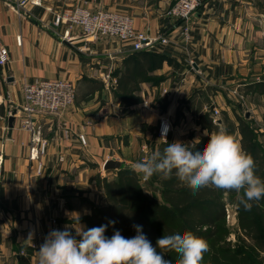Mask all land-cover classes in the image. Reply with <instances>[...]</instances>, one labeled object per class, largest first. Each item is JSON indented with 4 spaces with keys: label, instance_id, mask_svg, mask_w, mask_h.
<instances>
[{
    "label": "crops",
    "instance_id": "crops-1",
    "mask_svg": "<svg viewBox=\"0 0 264 264\" xmlns=\"http://www.w3.org/2000/svg\"><path fill=\"white\" fill-rule=\"evenodd\" d=\"M176 1L40 0L38 6L22 10L13 0H0V40L9 51L8 63L0 68V264H16L18 253L35 238L33 230L45 236L50 220L55 230L67 225L73 235L81 227L87 230L84 218L105 204L93 178L113 174L102 170L107 160L130 167L163 153L172 142L188 148L207 135L196 123L202 114L219 113L217 107L227 113L221 106L226 93L216 90L220 84L245 87L264 75V0H200L189 19L188 51L179 49L177 31L168 32V45L147 50L165 59L148 73L155 82L139 87V96L150 105L131 106L127 116L120 115L115 89L107 88L103 78L108 72L116 77L133 53L131 47L109 39H82L76 27L67 42L65 27L52 24L54 14L84 7L127 15L135 30L154 39L169 27L165 14ZM41 80H65L78 92L75 104L60 115L34 118L39 143L31 144L18 108L23 104L22 84ZM163 89H168L164 96ZM12 110L17 111L9 127ZM163 119L171 124L166 140L158 135ZM258 121L263 132L261 117ZM64 130L71 132L69 138ZM78 135L85 137V146ZM125 135L126 140L121 138ZM43 142V154L31 160V148L40 150ZM38 162L43 166L39 175Z\"/></svg>",
    "mask_w": 264,
    "mask_h": 264
},
{
    "label": "trees",
    "instance_id": "trees-1",
    "mask_svg": "<svg viewBox=\"0 0 264 264\" xmlns=\"http://www.w3.org/2000/svg\"><path fill=\"white\" fill-rule=\"evenodd\" d=\"M161 55L148 51L133 52L124 59L121 70L116 73L117 84L114 96L123 110L141 103L137 95L139 87L151 80L148 73L159 68L164 61ZM245 94L258 95L264 98V80L245 86ZM234 120L222 113L219 124L214 121L212 110L202 114L197 125L207 135L188 147L190 150H202L210 135L221 128L232 134L242 148L250 154L255 162V174L264 180V143L259 140L258 129L251 123L233 113ZM264 127V113L261 116ZM222 127H221V126ZM114 178L96 175L95 185L103 193L105 204L95 208L90 216L84 218L86 229L109 224L105 235L111 237L119 230L126 238L136 235L133 225H142L143 233L152 242L161 236L191 231L205 239L209 250L204 254L202 264H259L258 258L264 253V198L251 201L250 210H245L240 198L243 191L223 190L208 186L193 193L185 183L181 182L173 172L171 178L153 175L150 183L160 187V200L150 197L143 191L141 177L131 168L114 171ZM235 209L236 231L234 240L229 239L231 233L224 221L227 207ZM30 254L28 247L23 248ZM165 258L177 260L178 254L168 249H158ZM16 264H30L27 257H18Z\"/></svg>",
    "mask_w": 264,
    "mask_h": 264
},
{
    "label": "clouds",
    "instance_id": "clouds-1",
    "mask_svg": "<svg viewBox=\"0 0 264 264\" xmlns=\"http://www.w3.org/2000/svg\"><path fill=\"white\" fill-rule=\"evenodd\" d=\"M167 127L162 129L166 137ZM145 179L159 174L164 179L176 177L193 193L208 186L243 191L240 203L250 210L251 201L264 198V180L255 174V162L240 142L225 129L210 135L202 150H190L182 142L169 143L163 153L150 154L147 160L133 166ZM109 224L84 230L75 235L68 230H51L38 250V264H202L209 250L207 241L191 231L161 236L155 246L143 233L142 225H133L136 235L124 237L115 230L105 235ZM32 237L30 233L29 238ZM158 249L172 250L178 259L165 258Z\"/></svg>",
    "mask_w": 264,
    "mask_h": 264
},
{
    "label": "built area",
    "instance_id": "built-area-1",
    "mask_svg": "<svg viewBox=\"0 0 264 264\" xmlns=\"http://www.w3.org/2000/svg\"><path fill=\"white\" fill-rule=\"evenodd\" d=\"M13 2L18 9L22 10H25L28 6L36 7L40 4V0H13ZM200 4V0H178L165 14L173 26L172 29L180 28L182 30L185 42H188L189 38L188 21ZM52 24L55 27H65L63 39L67 42H71L72 38L69 37V33L76 27L81 31L82 39L94 41L109 39L120 44L129 45L133 52L150 50L155 43H159L162 46L170 43L168 36L166 37L168 32L159 34L156 38L151 39L143 32L135 30L133 21L129 16L118 12L102 10L91 12L84 7H76L54 14ZM8 61L9 51L0 40V68L4 67ZM103 79V83L107 88L112 87L114 89L116 80L111 76V72L105 74ZM164 94H167V92L164 91ZM233 94L241 97L236 90L233 91ZM22 95L23 104L18 108V113L20 112L21 115L22 129L30 135V142L34 144L39 143V140L35 138V135L39 134V128H36L34 118L60 115L74 104L76 92L74 85L68 81L41 80L33 84L23 83ZM213 113V115L218 114L215 110ZM215 119L214 121L216 122ZM165 126L167 127V133L164 138L162 137V129ZM170 131V122L167 119L160 120L158 128L159 137L166 139ZM77 139L82 146L86 145L84 136L78 135ZM44 146L45 143H41L40 150H36L35 152L31 148L30 159L35 160L39 153L43 154ZM60 160L63 161L62 158ZM37 166L38 170H41L42 166L40 164ZM54 222L53 220L52 223ZM35 239L36 241L33 242ZM35 239L28 245V248L33 252L32 256L36 260L35 264H38L39 245L37 242L39 243V239L38 237ZM18 255H24V251H20Z\"/></svg>",
    "mask_w": 264,
    "mask_h": 264
},
{
    "label": "rangeland",
    "instance_id": "rangeland-1",
    "mask_svg": "<svg viewBox=\"0 0 264 264\" xmlns=\"http://www.w3.org/2000/svg\"><path fill=\"white\" fill-rule=\"evenodd\" d=\"M178 1V0H177ZM177 1L173 4V6L177 3ZM72 9V8H71ZM170 9V8H169ZM166 17V16H165ZM191 18V17H190ZM188 25H189V38H188V42H185V38L184 36L182 35V30H180V28H176V29H172V25L170 24L169 27L166 28V33L167 32H173V31H177L179 36H180V50H183V52L186 50L188 51V47L190 45V41H191V36H190V30H191V26H190V22L188 21ZM164 33V32H163ZM168 36V33L166 34V37ZM169 37V36H168ZM155 45H160L159 43H155L153 45V47H155ZM166 46V45H164ZM152 47V48H153ZM263 58H264V54L261 55ZM260 56V57H261ZM189 64V68L191 67L190 70H193V62L192 61H189L188 62ZM263 69H264V63H263ZM256 70L259 69L258 66L255 67ZM263 79H262V78ZM115 80L117 79L116 77L114 78ZM259 79L260 80H264V75L262 76H259ZM239 82V81H238ZM110 84V83H109ZM116 84H117V80H116ZM240 85V84H239ZM76 85H75V92H76V96H77V90H76ZM112 87H110L109 89H111ZM116 88V85L114 87V89ZM220 88L221 89H218L216 88V90H224V92L226 93L225 94V97H222V103H221V106L223 109H227L229 111V109L234 113L236 112L239 116L243 117L244 119H246L249 123L252 124V126L255 128V129H258L259 130V133H261V135L259 136V140L261 142L264 143V131L261 132V127H260V123L258 121V118L261 117L264 113V98L262 96H258L256 94L254 95H248L246 96V94L244 93L245 90H246V87H242V86H238L236 84H227V85H222L220 84ZM113 89V88H112ZM236 90V92L239 94V96L241 97H238L236 95L233 94V91ZM243 90V91H242ZM164 91L168 92V89H163L161 91V94L162 96L166 95L164 94ZM137 95L139 96V94L137 93ZM147 95V94H146ZM227 95V96H226ZM141 103L143 106H148L150 105V103L148 102V100L144 97H141ZM75 101H76V97H75ZM75 101H74V104H75ZM73 104V105H74ZM72 105V106H73ZM71 106V107H72ZM160 109L162 110V105L160 104ZM149 108V107H148ZM217 110L219 111L218 114L216 115H213V112H212V115L214 116V118H216L215 120L221 124L219 121L220 119L222 118V113H225L226 115L228 116H232V112H224L222 110H220L218 107H217ZM120 115H124V116H127L129 113V109L128 110H123L121 108V112H119ZM248 115V117H247ZM231 120H234V117L232 116ZM130 125V133L133 131L132 127H133V123L130 122L129 123ZM221 126V125H220ZM222 127V126H221ZM142 131H145L144 129V126L142 127ZM70 133L69 131L66 132V130H64L63 134L66 138H69L70 137ZM83 136V135H82ZM78 137V136H77ZM125 137L128 138V135H125L123 137H121L122 139H125ZM160 138V137H159ZM85 139V137H84ZM120 139V138H119ZM167 139V138H166ZM165 139V140H166ZM126 140V139H125ZM86 141V140H85ZM168 146V145H167ZM41 154V153H39ZM144 155V154H143ZM144 160H147V159H142L140 160L141 162L144 161ZM59 162H62L60 160V158L58 159ZM38 164H40V162H38ZM42 166V164H40ZM131 169H133L132 166H130ZM42 169H43V166L41 168V170H38V166H37V174H41L42 172ZM40 171V172H39ZM39 172V173H38ZM139 176L141 177V181H140V185L143 189V191L145 192V194H147L148 196L150 197H155L158 199V201L160 200V187L157 183L153 182V183H150V179H145L143 177L142 174H139ZM107 179L111 180L112 178H114V173L108 177H106ZM53 220H50L49 221V225L47 227V229L44 231L45 233V236L49 233V231L51 230H55L56 228V223H52ZM224 225L225 227L229 230V232L231 233V236L229 237V239L231 240H234V235L233 233L236 231V220H235V209L233 207H227L226 209V216H225V221H224ZM33 233H34V236L35 238L38 237L39 239V243L37 242V244L39 245V247L41 246V244L44 242V237L43 236V232L40 230V229H34L33 230ZM34 238V239H35ZM33 239V240H34ZM32 240V241H33ZM32 241L30 243H32ZM36 239L33 241L35 242ZM27 247V246H26ZM22 251V250H21ZM24 255H21L23 257H27L29 260L30 258L34 259L33 258V252L30 251V254L27 253L26 250H24ZM258 263L259 264H264V253L260 254L259 258H258Z\"/></svg>",
    "mask_w": 264,
    "mask_h": 264
},
{
    "label": "water",
    "instance_id": "water-1",
    "mask_svg": "<svg viewBox=\"0 0 264 264\" xmlns=\"http://www.w3.org/2000/svg\"><path fill=\"white\" fill-rule=\"evenodd\" d=\"M16 114V110H12L11 111V115L10 118L8 120V124L9 127H12L13 121H14V116ZM248 117V115H247ZM128 166L123 165L121 162L117 161V160H107L104 164H103V172H107V171H118L122 168H127ZM130 168V167H128Z\"/></svg>",
    "mask_w": 264,
    "mask_h": 264
}]
</instances>
